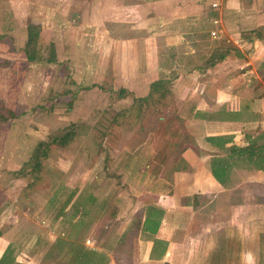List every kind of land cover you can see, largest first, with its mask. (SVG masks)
<instances>
[{"label":"rangeland","instance_id":"374dc122","mask_svg":"<svg viewBox=\"0 0 264 264\" xmlns=\"http://www.w3.org/2000/svg\"><path fill=\"white\" fill-rule=\"evenodd\" d=\"M220 1L227 0H120L119 13L109 17L113 5L101 6L98 0H0V106L16 115L0 122V237L18 242L34 238L38 249L27 251L30 264H106L103 255L92 254L86 240L118 251L124 220L140 215L131 205L140 195L133 189L137 180L122 171L127 157L155 156V175L167 178L183 166L185 151H195L187 123L197 117L193 109L172 94L164 99L154 94L146 103H135L134 93L139 95L147 86L127 85L113 64L118 60L124 67L120 57L124 41L134 40L125 44L147 51L157 68L144 84L150 91L153 81L163 79L171 83L167 84L171 92L180 76L210 69L226 53L238 59L247 54L260 57L264 48L256 50L249 42L242 50L237 48L233 43L237 35L220 29L211 35ZM201 10L208 16L197 20ZM166 15L172 23L164 22ZM27 20H39L45 31L37 45L38 62H27L24 54ZM139 23L142 29L137 30ZM60 30L64 50L58 63H48L49 44L61 40L56 37ZM66 53H72V62ZM121 89L127 93L122 98ZM190 157L195 163L196 156ZM147 162H137V167ZM68 196L71 207L61 214L62 221L55 222L58 209L52 203L63 205ZM47 236L57 237L53 246L37 247L36 238ZM219 245L223 254L214 258L215 264L241 263L240 258L226 256L224 239ZM84 248L91 256L79 262ZM128 251L129 256H117L115 264H137L132 248ZM184 260L177 258V263ZM194 261L203 264L198 258ZM246 264H264V248Z\"/></svg>","mask_w":264,"mask_h":264},{"label":"crops","instance_id":"0c3cea01","mask_svg":"<svg viewBox=\"0 0 264 264\" xmlns=\"http://www.w3.org/2000/svg\"><path fill=\"white\" fill-rule=\"evenodd\" d=\"M98 1L102 2L101 6L111 3L113 8L109 17L115 15L114 11L118 10L116 2L120 0ZM164 2L170 3V0ZM221 2L222 8H219L217 18L213 19L218 20L219 25L212 23V30L217 32L220 29L233 37L237 35L233 43L241 50L248 42L256 50L263 49L264 0ZM86 7L88 5L82 7V11ZM88 15L86 13L84 17ZM207 16L201 10L196 19ZM164 20L166 23L173 22L168 15ZM36 22L41 23L39 20ZM104 22L107 21H101ZM109 23L119 22L109 20ZM40 26L42 36L45 31ZM136 27L137 30L142 29L140 23ZM241 33L248 34L243 36L246 39H242ZM56 37L61 40L51 42L55 45L57 57H60L59 53L64 50L61 30ZM239 39L245 40L246 44H241ZM132 41H124V49L120 53L124 67H119L118 60L113 65L117 73L124 75L127 85L135 89L147 86L139 95L134 93L136 98H143L149 94V84L145 85L144 81L157 68L152 66L147 51H135L125 44L130 45ZM112 47L111 44L110 51ZM64 55L73 61L72 53L71 56L68 53ZM224 55L221 61L212 63L210 69L200 70V73L192 70L180 76L171 88L173 97L182 105H189L193 109L192 114H197L187 122L188 128L193 131L195 151L187 150L182 154L183 166L173 169L171 175L164 178L155 175L152 163L155 156L127 157L133 168L129 169L130 164L126 163L122 171L137 180L133 189H137L140 195L131 205L139 209L140 215L135 219L127 216L128 220H124L118 237V251L95 247L90 242L88 247L91 252L103 255L106 264H115L117 256L128 257V247L138 258L137 264H178L177 258H186L181 264H196V258L203 264H215L214 258L223 254L219 245L222 239L227 243L225 254L228 258L237 257L242 264H246L254 262L259 255V237L264 236V171H254L253 164L248 161H257L264 156V52L257 58H249L244 52L245 58L237 52L243 59L228 53ZM192 154L196 156L195 163L190 157ZM146 161L147 164L137 167V162ZM213 171L220 176L225 173L226 177L218 182L213 177ZM70 207L69 204L66 209ZM53 218L55 222L59 218L60 221L64 219L56 215ZM2 238L0 259L10 246L13 254L9 264H30L27 251L36 248L32 243L34 238L28 237L21 242ZM56 239V236L36 238V246L40 249L52 247ZM229 241L241 244L235 247ZM84 249L87 251V248Z\"/></svg>","mask_w":264,"mask_h":264},{"label":"trees","instance_id":"16d2710c","mask_svg":"<svg viewBox=\"0 0 264 264\" xmlns=\"http://www.w3.org/2000/svg\"><path fill=\"white\" fill-rule=\"evenodd\" d=\"M26 31H27V40L24 46V54L26 56V60L27 62L33 63V62H38L41 61V59L37 58V45L40 43L41 41V26L38 23H34L31 20H27L26 22ZM46 61L48 63H58L59 60L57 58V52H56V48L55 45L53 43L49 44V53L48 56L46 58ZM167 84H171L169 82H167L166 80L163 79H159V80H155L150 84V91L149 94L146 97L143 98H134V102L138 103L141 105V103H146L148 102L151 98H153L154 94H158L160 98L164 99V97H166V95H170L171 92L168 91L167 88ZM96 87V86H95ZM126 90L121 89L118 91V97L122 98L124 96H126ZM16 118V115L13 111L11 110H6L5 108H3V106H0V122H4L10 119H14ZM60 143L64 144L66 140H59ZM45 158V156H44ZM40 159V157H39ZM248 163H252L254 169H257L258 171H264V156H262V158L258 159L257 161H248ZM34 166H37V164L35 163ZM213 177L218 181H222V179L224 178L223 176H220L219 174H217V172L213 171ZM70 197L68 196L66 201L62 204H59L58 202H53L52 204H54V208L57 207L58 211L57 213H55V215L61 216V214L63 213L64 210H66V208L69 206L70 204ZM263 237H261L262 240H260V247L261 249L264 248V244H263ZM12 252L10 249V246L7 247V249L5 250L4 254L2 255L1 259H0V264H9L10 262V256H11ZM93 254V253H92ZM87 257L86 259H88V257H90L91 255L89 254L88 251H82L79 254V257L77 258V260L79 262H81L83 260L84 257Z\"/></svg>","mask_w":264,"mask_h":264},{"label":"built area","instance_id":"2783aa9c","mask_svg":"<svg viewBox=\"0 0 264 264\" xmlns=\"http://www.w3.org/2000/svg\"><path fill=\"white\" fill-rule=\"evenodd\" d=\"M212 7L215 8L216 7V4H212ZM212 23H213V25H216V26L219 25V21L218 20H213ZM215 34H216L215 31L211 33L212 36H215ZM86 244L89 245L90 244V241L87 240L86 241Z\"/></svg>","mask_w":264,"mask_h":264}]
</instances>
